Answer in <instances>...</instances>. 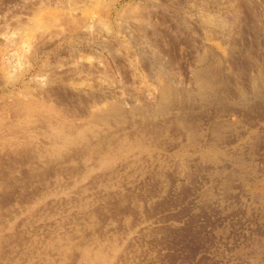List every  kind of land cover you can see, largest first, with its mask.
Wrapping results in <instances>:
<instances>
[{
    "label": "rangeland",
    "instance_id": "374dc122",
    "mask_svg": "<svg viewBox=\"0 0 264 264\" xmlns=\"http://www.w3.org/2000/svg\"><path fill=\"white\" fill-rule=\"evenodd\" d=\"M263 98L264 0H0V264H264Z\"/></svg>",
    "mask_w": 264,
    "mask_h": 264
},
{
    "label": "bare ground",
    "instance_id": "6f19581e",
    "mask_svg": "<svg viewBox=\"0 0 264 264\" xmlns=\"http://www.w3.org/2000/svg\"><path fill=\"white\" fill-rule=\"evenodd\" d=\"M106 3H107V2H106ZM136 11H137V10H136ZM122 18H123V17H122ZM218 20H219V19H218ZM133 21H134V20H133ZM221 54H222V53H221ZM7 61H8V60H7ZM206 69H207V68H206ZM211 72H212V71H211ZM211 72H210V73H211ZM212 74H213V73H212ZM194 75H195V74H194ZM200 76H201V74H200ZM210 76H211V75H210ZM213 76H214V74H213ZM214 77H215V76H214ZM202 78H203V76H202ZM205 78H207V77H205ZM211 78H212V77H211ZM215 78H216V77H215ZM260 78H261V76H260ZM209 79H210V78H209ZM258 79H259V78H258ZM210 80H212V79H210ZM215 80H216V79H215ZM215 80H214V81H215ZM262 80H263V79H262ZM204 81H205V80H204ZM196 82H197V81H196ZM212 82H213V81H212ZM201 83H204V82H201ZM206 83H207V82H206ZM261 83H263V82H261ZM162 84H164V83H162ZM204 84H205V83H204ZM204 84H203V85H204ZM258 84H259V83H258ZM160 85H161V84H160ZM259 85H260V84H259ZM163 86H164V85H163ZM205 86H206V85H205ZM207 86H208V85H207ZM256 86H257V84H256ZM159 87H160V86H159ZM166 87H167V85H166ZM168 87H169V84H168ZM253 87H255V86L253 85ZM259 87H260V86H259ZM259 87H258V88H259ZM169 88H172V87H169ZM255 88H256V87H255ZM258 88H257V89H258ZM167 89H168V88H167ZM167 89H166V90H167ZM172 89H173V88H172ZM175 89H176V88H175ZM206 89H208V88H206ZM206 89H205V90H206ZM212 89H213V88H212ZM208 90H209V89H208ZM254 90H256V89H254ZM258 90H259V89H258ZM211 91H212V90H211ZM170 92H171V91H170ZM208 92H209V91H208ZM157 93H158V92H157ZM178 93H179V92H178ZM255 93L257 94V92H255ZM255 93H254V94H255ZM170 94H171V93H170ZM198 94H199V93H198ZM218 94H219V93H218V91H217V95H218ZM254 94H253V95H254ZM171 95H172V94H171ZM171 95H170V96H171ZM187 95H188V94H187ZM189 95H190V94H189ZM202 95H203V94H202ZM207 95H208V94H207ZM165 96H166V95H165V91H162V99H164ZM170 96H169V97H170ZM177 96H179V94H177ZM196 96H198V95L196 94ZM203 96H204V95H203ZM188 97H189V96H188ZM188 97H187V99H188ZM190 97L192 98V96H190ZM190 97H189V99H190ZM210 97H212V96H210ZM220 97H221V96H220ZM248 97H249V96H248ZM166 98H168V96H167ZM172 98H173V97H172ZM174 98H175V97H174ZM178 98H179V97H178ZM221 98H222V97H221ZM246 98H247V97H246ZM175 99H176V98H175ZM175 99H174V100H175ZM189 99H188V100H189ZM200 99H201V98H200ZM242 99H243V96H242ZM248 99H249V98H248ZM258 99H259V98H258ZM263 99H264V98H263ZM8 100H9V99H8ZM158 100H159V99H158ZM166 100H167V99H166ZM179 100H181V99H179ZM179 100H178V101H179ZM209 100H210V99H208V101H209ZM212 100H213V99H212ZM214 100H215V98H214ZM214 100H213V101H214ZM219 100H220V98H219ZM184 101H185V100H184ZM186 101H187V100H186ZM186 101H185V104H187ZM191 101H193V100H191ZM194 101H195V100H194ZM216 101H217V98H216ZM216 101H215V102H216ZM232 101H233V100H232ZM168 102H170V101H168ZM176 102H177V101H176ZM179 102H182V101H179ZM179 102H178V103H179ZM203 102H204V101H203ZM218 102H219V101H218ZM241 102H242V101H241ZM249 102H250V101H249ZM159 103H160V101H159ZM159 103H157V104H159ZM172 103H173V102H172ZM172 103H171V104H172ZM205 103H206V102H205ZM205 103H204V104H205ZM235 103H236V102H235ZM245 103H247V102H245ZM160 104H164V103H160ZM181 104H182V103H181ZM191 104L193 105V103H191ZM239 104H240V102L238 103V105H239ZM247 104H248V103H247ZM251 104H252V103H251ZM12 105H13V104H12ZM15 105H16V103H15ZM172 105H173V104H172ZM188 105H189V104H188ZM10 106H11V105H10ZM115 106H116V105H115ZM156 106H157V105H156ZM159 106H160V105H159ZM206 106H207V105H206ZM2 107H3V106H2ZM7 107H8V106H7ZM31 107H32V106H31ZM185 107H186V106H185ZM190 107H191V106H190ZM8 108H9V107H8ZM154 108H155V107H154ZM9 109H10V108H9ZM9 109H8V110H9ZM11 109H13V106H12ZM18 109H19V108H18ZM131 109H132V108H131ZM133 109H134V108H133ZM152 109H153V108H152ZM175 109H176V108H175ZM191 109H192V108H191ZM5 110H6V109H4L3 111L5 112ZM19 110H20V109H19ZM19 110H18V111H19ZM232 110H233V109H232ZM103 111H104V110H103ZM103 111H102V112H103ZM131 111H132V110H131ZM248 111H249V109H248ZM13 112H14V111H13ZM98 112H99V111H98ZM98 112H97V113H98ZM116 112H117V111H116ZM120 112H121V111H120ZM128 112H129V111H128ZM5 113H6V112H5ZM109 113H110V112H109ZM118 113H119V112H118ZM133 113H134V111H133ZM170 113H171V112H170ZM172 113H173V112H172ZM172 113H171V114H172ZM15 114H19V113H15ZM94 114L96 115V113H94ZM99 114H100V113H99ZM120 114H121V113H120ZM157 114H158V113H157ZM164 114H165V113H163V115H164ZM177 114H178V113H177ZM183 114H185V113H183ZM220 114H221V112H220ZM22 115H23V114H22ZM90 115H92V114H90ZM112 115L115 116V113L113 112ZM127 115H128V114H127ZM181 115H182V114H181ZM36 116H37V115H36ZM116 116H117V113H116ZM118 116H119V114H118ZM130 116H131V114H130ZM132 116H133V114H132ZM132 116H131V117H132ZM157 116H158V115H157ZM157 116L155 115V117H157ZM176 116H177V115H176ZM41 117H42V116H41ZM47 117H48V115H47ZM90 117H91V116H90ZM165 117H166V116H165ZM165 117L163 116L162 118H165ZM212 117H213V116H212ZM38 118H39V115H38ZM45 118H46V117H45ZM45 118H43V119H45ZM52 118H53V117H52ZM52 118H51V119H52ZM106 118H107V117H106ZM129 118H130V117H129ZM145 118H146V117H145ZM151 118H153V117H151ZM48 119H49V118H48ZM48 119H47V120H48ZM51 119H50V120H51ZM88 119H89V118H88ZM107 119H108V118H107ZM107 119H106V120L104 119V121H107ZM112 119H113V118H112ZM114 119H115V118H114ZM140 119H141V118H140ZM142 119H143V118H142ZM154 119H155V118H154ZM154 119H153V120H154ZM36 120L38 121V119H36ZM116 120H118V119L116 118ZM116 120H114V121H116ZM123 120H124V119H123ZM126 120H127V119H126ZM126 120H125V121H126ZM130 120H131V119H130ZM149 120H150V119H149ZM171 120H172V119H171ZM40 121H41V119H40ZM52 121H53V120H52ZM55 121H56V120H55ZM57 121H58V120H57ZM79 121H80V120H79ZM87 121H88V120H87ZM97 121H99V120H97ZM100 121H103V120H100ZM132 121H133V120H132ZM140 121H141V120H140ZM150 121H151V120H150ZM172 121H173V120H172ZM177 121H178V120H177ZM216 121H217V120H216ZM216 121H215V122H216ZM220 121H221V119H220ZM60 122H61V120H60ZM68 122H69V121H68ZM85 122H86V121H85ZM94 122H95V121H94ZM39 123H40V122H39ZM41 123H43V122H41ZM89 123H90V122H89ZM91 123H92V122H91ZM98 123H99V122H98ZM121 123H122V122H121ZM126 123H127V122H126ZM135 123H136V122H135ZM162 123H163V122H162ZM231 123H232V122H231ZM44 124H45V122H44ZM54 124H55V123H54ZM54 124H53V126H54ZM64 124H65V123H64ZM106 124H108V123H106ZM122 124H123V123H122ZM136 124H137V123H136ZM182 124H183V123H182ZM219 124H220V123H219ZM219 124H217V125H219ZM35 125H36V122H35ZM35 125H34V126H35ZM38 125H39V124H38ZM40 125H41V124H40ZM55 125H56V124H55ZM98 125H101V124H98ZM112 125H113V124H112ZM118 125H119V127H122V126H123V125L120 126V124H118ZM167 125H168V124H167ZM198 125H199V124H198ZM198 125H197V126H198ZM220 125H221V124H220ZM5 126H7V125H5ZM34 126H32V127H34ZM93 126H94V124H93ZM182 126H183V125H182ZM182 126H181V127H182ZM186 126H187V125H185V127H186ZM188 126H189V125H188ZM193 126H194V125H193ZM215 126H216V125H215ZM28 127H29V126H28ZM83 127H84V126H83ZM85 127H86V126H85ZM107 127L109 128L110 126L107 125ZM107 127H106V128H107ZM139 127H140V128H143V127H141V126H139ZM216 127H217V126H216ZM216 127H215V128H216ZM218 127H220V126H218ZM46 128H48V127L46 126ZM75 128H76V127H75ZM91 128H92V127H91ZM99 128H100V127H99ZM99 128L97 129V130H98L97 132H99ZM101 128H102V127H101ZM108 128H107V129H108ZM111 128H112V127H111ZM122 128H123V127H122ZM130 128H131V127H130ZM165 128H166V127H165ZM194 128H195V127H194ZM198 128H199V127H198ZM223 128H224V127H223ZM229 128H230V127H229ZM22 129H23V127H22ZM30 129H31V128H30ZM63 129H64V127H63ZM81 129H82V128H81ZM86 129H87V128H86ZM107 129H106V131H107ZM113 129H114V128H113ZM115 129H116V128H115ZM132 129H133V128H131V130H132ZM4 130H5V129H4ZM13 130H14V129H13ZM35 130H36V129H35ZM37 130H38V129H37ZM39 130L41 131V129H39ZM89 130H90V129H89ZM103 130H104V129H103ZM111 130H112V129H111ZM121 130H122V132H124L123 129H121ZM138 130H140V129H138ZM183 130H184V129H183ZM187 130H188V128H187ZM68 131H69L68 134L71 135L70 130H68ZM77 131H78V129H77ZM101 131H102V130H101ZM106 131H105V132H106ZM109 131H110V130H108V132H109ZM128 131H129V130H128ZM128 131H127V132H128ZM196 131H197V130H196ZM16 132H17V131H16ZM18 132L20 133V131H18ZM75 132H76V131H75ZM92 132H93V130H91V133H92ZM125 132H126V131H125ZM136 132H137V131H136ZM141 132H142V131H141ZM144 132H145V131H144ZM164 132H165V131H164ZM190 132H191V131H190ZM34 133H38V132H34ZM84 133H85V132H84ZM86 133H87V132H86ZM86 133H85V135H86ZM191 133H192V132H191ZM22 134H23V133H22ZM41 134H42V133H41ZM65 134H66V132H65ZM77 134H78V132H77ZM82 134H83V132H82ZM87 134H88V133H87ZM89 134H90V133H89ZM89 134H88V135H89ZM94 134H95V133H94ZM94 134H93V135H94ZM102 134H104V133H102ZM141 134L144 135V133H141ZM162 134H163V133H162ZM192 134H193V133H192ZM201 134H202V133H201ZM39 135H40V134H39ZM78 135H80V134H78ZM78 135H75V136L77 137ZM83 135H84V134H83ZM98 135H99V134H98ZM125 135H128V134L125 133ZM194 135H195V134H194ZM222 135H223V134H222ZM24 136H25V135H24ZM46 136H47V135H46ZM75 136H73V137H75ZM81 136H82V135H81ZM91 136H92V135H91ZM113 136H114V135H113ZM139 136H140V135H139ZM148 136H150V135H148ZM161 136H162V135H161ZM188 136H189V135H188ZM203 136H204V135L202 134V138H203ZM216 136H217V135H216ZM26 137H27V136H26ZM33 137H34V136H33ZM43 137H44V136H43ZM71 137H72V135H71ZM83 137H84V136H83ZM92 137H93V136H92ZM96 137H97V136L95 135V138H94V139H96ZM114 137H115V136H114ZM116 137H117V136H116ZM146 137H147V136H146ZM189 137H190V136H189ZM189 137H188V138H189ZM195 137H196V136H195ZM18 138H20V137H18ZM24 138H25V137H24ZM24 138L22 137L21 139H24ZM50 138H51V137H50ZM59 138H60V137H59ZM69 138H70V137H69ZM80 138H81V137H80ZM85 138H86V137H85ZM85 138H84V139H85ZM121 138H122V137H121ZM136 138H137V137H136ZM147 138H148V137H147ZM164 138H165V136H164ZM190 138H191V140H192V137H190ZM212 138H213V137H212ZM218 138H219V136H218ZM221 138H222V137H221ZM26 139H27V138H26ZM26 139H24V140H26ZM62 139H64V137H62ZM82 139H83V138H82ZM84 139H83V140H84ZM145 139H146V138H145ZM219 139H220V138H219ZM54 140H55V138H54ZM85 140H87V139H85ZM85 140H84V141H85ZM106 140H108V139H106ZM109 140H110V139H109ZM111 140H112V139H111ZM117 140H118V139H117ZM133 140H134V139H133ZM140 140H141V139H140ZM146 140H147V139H146ZM26 141H27V140H26ZM26 141H25V143L28 142V141H27V142H26ZM29 141H30V140H29ZM33 141H34V140H33ZM33 141H32V142H33ZM38 141H39V139H38ZM58 141H59V140H58ZM67 141H69V139H68ZM87 141H88V140H87ZM87 141H86V142H87ZM93 141H94V140H93ZM113 141H114V140H113ZM148 141H149V140H148ZM187 141H188V140H187ZM189 141H190V140H189ZM203 141H204V140H203ZM32 142L30 141L29 143L34 144V143H32ZM35 142H36V141H35ZM50 142H52V141H50ZM55 142H56V141H55ZM55 142H54V143H55ZM69 142H70V141H69ZM72 142H74V141H72ZM86 142H85V143H86ZM90 142H91V141H90ZM102 142H103V141H102ZM143 142H144V141H143ZM193 142H194V141H193ZM215 142H216V141H215ZM215 142H214V143H215ZM54 143H53V144H54ZM61 143H62V142H61ZM65 143H66V142H65ZM65 143H64V145L66 146ZM149 143H150V142H149ZM187 143H188V142H187ZM39 144H40V141H39ZM69 144H70V143H69ZM185 144H186V143H185ZM25 145H26V144H25ZM28 145H29V144H28ZM56 145H59V144H56ZM87 145H88V142H87ZM94 145H95V144H94ZM97 145H98V144H97ZM107 145H108V144H107ZM107 145H106V146H107ZM113 145H114V144H113ZM217 145H218V144H217ZM32 146L34 147V145H32ZM32 146H31V147H32ZM47 146H48V145H47ZM99 146H100V145H99ZM109 146H110V145H109ZM186 146H187V145H186ZM188 146H189V145H188ZM57 147H58V146H57ZM92 147H93V146H92ZM114 147H115V146H113V148H114ZM152 147H153V146H152ZM156 147H158V146H156ZM183 147H184V146H183ZM190 147H191V146H190ZM211 147H212V146H211ZM35 148L37 149V147H35ZM39 148H41V147H39ZM93 148H94V147H93ZM162 148H163V147H162ZM191 148H192V147H191ZM193 148H194V146H193ZM44 149H45V148H44ZM89 149H90V148H89ZM159 149H161V147H160ZM188 149H189V148H188ZM197 149H198V147H197ZM215 149H218V148H215ZM48 150H49V147H48ZM48 150H47V151H48ZM54 150H55V149H54ZM62 150H63V149H62ZM161 150H163V149H161ZM161 150H160V151H161ZM181 150H182V149H181ZM186 150H187V149H186ZM201 150H202V148H201ZM210 150H211V149H210ZM36 151H37V150H36ZM42 151H43V150H42ZM47 151H46V152H47ZM52 151H53V150H52ZM91 151H92V149H91ZM91 151H90V152H91ZM100 151H101V149H100ZM105 151H106V148L104 149V152H105ZM38 152H39V150H38ZM55 152H56V151H55ZM55 152H54V153H55ZM59 152H61V151H59ZM59 152H58V153H59ZM67 152H70V151H67ZM101 152H102V151H101ZM156 152H157V151H156ZM161 152H162V151H161ZM167 152H168V151H167ZM167 152H166V150H165V153H167ZM178 152H179V151H178ZM183 152H184V150H183ZM193 152H194V151H193ZM196 152H197V151H196ZM196 152H195V153H196ZM138 153H140V152H138ZM141 153H142V152H141ZM158 153H160V152H158ZM189 153H191V152H189ZM39 154H40V153H39ZM90 154H91V153H90ZM104 154H105V153H104ZM133 154H136V153H133ZM133 154H130V155H133ZM143 154H144V153H143ZM152 154H153V153H152ZM162 154H163V153H162ZM51 155H52V153H51ZM101 155H102V154H101ZM136 155H137V154H136ZM157 155H158V154H157ZM166 155H167V154H166ZM204 155H205V154H204ZM204 155H203V156H204ZM215 155H216V154H215ZM215 155H214V157H215ZM52 156H53V155H52ZM96 156H97V155H96ZM160 156H161V155H159V157H160ZM164 156H165V155H164ZM167 156H168V155H167ZM201 156H202V155H201ZM201 156H200V157H201ZM209 156H210V155H209ZM212 156H213V155H212ZM216 156H217V155H216ZM88 157H89V154H88ZM91 157H92V155H91ZM148 157H150V156H148ZM156 157H157V156H156ZM169 157H170V156H169ZM197 157H198V156H197ZM51 158H52V157H51ZM84 158H85V157H84ZM84 158H82L81 161H83ZM86 158H87V157H86ZM126 158H127V157H126ZM139 158H141V157H139ZM165 158H166V157H165ZM172 158H174V157H172ZM187 158H188V156H187ZM191 158H192V157H191ZM201 158H202V160H203V157H201ZM201 158H200V160H201ZM208 158H209V157H208ZM211 158H212V157L210 156V159H211ZM87 159H88V158H87ZM129 159H130V158H129ZM129 159H127V161H128ZM148 159H149V160H152V158H151V159H150V158H147V161H148ZM163 159H164V157H163ZM170 159H171V157H170ZM185 159H186V158H185ZM206 159H207V157H206ZM92 160H93V159H92ZM134 160H135V158H134ZM155 160H156V159H155ZM157 160H158V159H157ZM176 160H177V159H176ZM202 160H201V161H202ZM122 161H123V160H122ZM131 161H132V160H131ZM174 161H175V160H174ZM177 161H181V160H177ZM191 161H192V160H191ZM214 161H215V160H214ZM216 161H217V160H216ZM216 161H215V162H216ZM92 162H93V161H92ZM124 162H125V160H124ZM140 162H141V160H140ZM149 162H150V161H149ZM156 162H157V161H156ZM161 162H162V161H161ZM81 163H82V162H81ZM83 163H84V162H83ZM89 163H91V162H89ZM89 163H88V164H89ZM96 163H97V162H96ZM117 163H118V162H117ZM122 163H123V162H122ZM162 163H164V162H162ZM181 163H183V162L181 161ZM69 164H70V163H69ZM91 164H92V163H91ZM119 164H120V163H119ZM127 164H128V163H127ZM129 164H130V163H129ZM133 164H134V163H133ZM133 164H132V162H131L130 165H133ZM137 164H138V163H137ZM165 164H166V163H165ZM176 164H177V166H179L178 163H176ZM83 165H84V164H83ZM95 165H96V164H95ZM100 165H101V164H100ZM166 165H167V164H166ZM183 165H184V163H183ZM114 166H115V165H114ZM114 166H113V167H114ZM184 166H185V165H184ZM96 167H97V165H96ZM140 167H142V165H141ZM137 168H138V166H137ZM89 169H90V167H89ZM100 169H101V168H100ZM103 169H104V168H103ZM108 169H110V168H108ZM112 169H113V168H112ZM117 169H118V168H117ZM127 169H128V168H127ZM127 169H124V170L126 171ZM140 170H141V169H140ZM140 170H139V171H140ZM181 170H182V169H181ZM125 171H124V172H125ZM139 171H136V172H139ZM84 172H85V171H84ZM86 172H87V171H86ZM85 174H86V173H85ZM82 175H83V174H82ZM114 175H116V174H114ZM114 175H113V176H114ZM80 177H81V175H80ZM76 178H77V177H76ZM87 178H88V177H87ZM77 180H78V179H77ZM112 180H113V179H112ZM109 181H110V180L108 179V182H109ZM111 183H113V182H111ZM106 186H107V185H106Z\"/></svg>",
    "mask_w": 264,
    "mask_h": 264
}]
</instances>
